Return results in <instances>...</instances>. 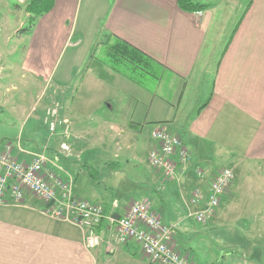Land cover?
Masks as SVG:
<instances>
[{
  "label": "crops",
  "instance_id": "0c3cea01",
  "mask_svg": "<svg viewBox=\"0 0 264 264\" xmlns=\"http://www.w3.org/2000/svg\"><path fill=\"white\" fill-rule=\"evenodd\" d=\"M197 1L208 8L188 13L179 8L177 0H56L54 8L29 32L31 43L26 47L25 58L16 64L24 75L18 80L10 76L8 81L11 64L0 57V95L6 82H10L7 93L17 90V82L27 83L30 88V79L24 82L25 74L36 84L46 83L48 89L40 88L37 95L33 94L30 111L23 105L12 106L17 112L14 123L23 126L39 110L37 120L47 130L46 107L55 99L61 100L62 115L70 120L74 132L69 142L71 151L67 152L70 154L75 143L82 145L90 133L78 127L74 115L65 109V95L82 64L87 62L98 40L101 43L104 38L110 43L118 38L138 49L169 77L170 97L161 99L150 90H137L136 104L126 122L110 123L108 141L115 143L118 152L133 151L136 161L149 167L150 153L159 150L150 139L151 133L161 127L172 130L174 135L182 136L191 154L189 171L197 170L194 175L198 180L195 185L187 183L182 191V185L165 181L162 173L150 166L154 172L147 174L145 181L139 176L136 184L151 188L149 194L156 210L147 201L140 202L147 203L165 225L175 227L173 243L195 264H264L256 260L264 253L257 237H214L199 231L224 225L229 220L228 212L238 209L235 180L231 193L223 197L215 218L208 224H198L189 216L203 209L201 203H191L193 193L200 189L206 198L220 169L233 165L241 169L243 179L245 175L255 176L259 167L264 171V0ZM225 23H233L235 29L212 68L214 59L208 52L207 39L211 32H223ZM69 51V58L62 63ZM211 68L212 87L206 92L199 87ZM87 69L83 82L102 80L94 69ZM0 100L9 103L1 96ZM105 102L103 105L110 113L115 111L110 95ZM129 106L131 110L132 105ZM104 122L107 121H102L97 133H93L94 142L106 135ZM52 139H48L49 149ZM56 142L61 145L63 140L59 137ZM24 150L28 155L18 156L29 161L35 152ZM183 173L186 175L188 169ZM258 176L262 180L264 175ZM162 180L168 183L163 184L165 187ZM262 187L260 181H253L248 184L247 193L251 196L253 190ZM114 203L102 206L110 213ZM129 204H117L113 217L123 216ZM248 205L251 207L247 209H259L264 219V191L257 197L256 207ZM97 235L101 246L87 248L84 229L54 218L47 205L33 196L19 204L0 205V264H156L135 241L118 245L117 253L109 252L108 242L113 245L117 233L106 220L97 229Z\"/></svg>",
  "mask_w": 264,
  "mask_h": 264
},
{
  "label": "rangeland",
  "instance_id": "374dc122",
  "mask_svg": "<svg viewBox=\"0 0 264 264\" xmlns=\"http://www.w3.org/2000/svg\"><path fill=\"white\" fill-rule=\"evenodd\" d=\"M29 1L0 0V57H4L11 64L12 74H9L8 81L10 76L18 80L19 76L24 75V72L17 70L16 64L17 62L19 64L25 58L26 47L31 43V37H29L31 33L22 32V29L28 26L25 6ZM221 29L223 32H211L207 39L208 52L214 59L211 64L212 68L216 66L235 28L233 23L230 26L229 23H225ZM107 41L106 38L101 43L98 40L89 59L82 64L79 75H76L75 79L73 78L72 90L69 89L65 95L66 113L69 115L73 114L78 127L90 132L82 145L75 143L70 154L62 152L58 155L57 151L60 150V143L58 142L57 144L56 138H53L49 149L48 139L50 138V133L37 120V117L41 115L39 110L33 114L30 122H26L23 126L22 124L14 123L13 117L17 118V112L12 109V106L23 105L30 111L33 94L37 95L40 88H49L42 81L36 84L27 74L24 76V82L30 79V88H28L27 83L17 82V90L7 93L6 87L10 82H6L4 83L5 87L1 90L2 94L0 96L4 100L8 99L9 103L0 100V107L1 105L5 106L3 109L0 108V135L4 134V136H0V145L20 140L19 142L23 149L35 153H45L60 170H66L74 177L72 193L74 192L75 196H73L82 202H87L93 206H102L115 201L121 206L133 201L145 200L156 210L155 201L149 194L151 193V188L136 184L137 180L140 179L139 176L145 181L148 177L147 174L153 171L152 168L145 163L136 161L133 151L118 152L115 143L108 141L111 135L109 126L111 125L110 123L126 122L125 119L132 112L136 101L134 95L139 89L150 90L161 99L170 97L169 77L164 75L156 66L148 67V72L139 69L131 71L127 64L120 67L118 62L109 55L113 42L109 44ZM83 50L84 48L80 49L82 54ZM70 54L71 51L65 55L62 63L69 58ZM88 66L94 70L96 67L100 69L104 74L105 79H102L104 81L96 79L95 81L85 80L83 82V78L88 72ZM212 68L203 76L204 81L199 87V89L206 92H209L212 87ZM108 95H110V99L116 107L115 111L111 113L103 105V103H106ZM129 105H132L131 110H129ZM143 105L144 101L141 100L140 109H143ZM145 105L148 106V104ZM102 121H107L103 124L106 135L94 142L95 138L92 135L97 133L96 131ZM98 135L100 137V132H98ZM112 136L114 137L115 134L112 133ZM189 165L190 163L188 162V173L186 175L183 173V177L181 176L180 178L179 184L182 185V191L183 186L187 185V183L192 182L191 184L195 185L198 182V180L195 181L196 177L194 175L195 173L197 174V170L189 171ZM227 168L235 171V183L238 188V191L236 189L235 197L238 209L228 212L229 220L224 225L219 226V224H216L209 228L203 227L199 231L203 232L205 236L208 235L206 232H209L214 237L244 235L251 240L255 236L259 239V243L264 246V237L262 239L259 237L264 235V219L260 216L261 212L256 208L247 209V207H251L248 205L249 203L256 207L257 197L261 196L264 191V189L262 190L264 187L259 188V191L255 189L249 196L247 186L248 184H253V181H260L261 184H264V176L262 180L258 176L264 175V171L262 172L261 167H259L255 176L251 175L247 178L245 175V179H243L241 169L237 170L233 165ZM55 170L59 175L65 176L60 170ZM146 170H148L147 173H145ZM163 184L166 186L168 183H164L162 180V186ZM193 187H189L188 190ZM252 260H254V257ZM256 260L264 261V253L262 256L257 257Z\"/></svg>",
  "mask_w": 264,
  "mask_h": 264
},
{
  "label": "built area",
  "instance_id": "2783aa9c",
  "mask_svg": "<svg viewBox=\"0 0 264 264\" xmlns=\"http://www.w3.org/2000/svg\"><path fill=\"white\" fill-rule=\"evenodd\" d=\"M63 104L53 100L46 107L44 125L51 138H61V152H70L72 126L67 117L62 115ZM60 131V132H59ZM150 139L155 141L159 150L149 155V164L160 171L169 183H180V175L187 170L191 154L181 135H174L164 127L154 130ZM20 141V140H19ZM7 142L0 145V205L19 204L33 196L47 205V211L54 218L73 223L86 231V246L96 249L101 246L97 229L103 221L116 228V242H108L109 252L117 253L118 245L138 243L142 252L156 264H195L173 243L175 227L165 225L160 216L150 209L147 203L133 201L125 214L118 220L112 212L117 209L112 204L111 212L104 206H93L76 199L72 193L74 178L48 158L45 153H35L31 159L21 160L19 154L28 155L20 142ZM186 166V167H185ZM58 169L65 176H61ZM235 180V173L230 168L220 169L210 184L205 198L200 189L193 193L191 203L200 204L203 209L189 216L201 225L213 220L220 208L224 196L230 193ZM110 241V240H109Z\"/></svg>",
  "mask_w": 264,
  "mask_h": 264
},
{
  "label": "trees",
  "instance_id": "16d2710c",
  "mask_svg": "<svg viewBox=\"0 0 264 264\" xmlns=\"http://www.w3.org/2000/svg\"><path fill=\"white\" fill-rule=\"evenodd\" d=\"M55 1L56 0H30L25 6L28 26L23 28L22 32H31L39 20L54 8ZM177 4L181 10L188 13L202 12L208 8V5H202L197 0H177ZM107 42L111 44L109 41ZM109 55L118 62L120 67L127 64L131 71L139 69L148 72V67L154 66L151 64L153 62H151L149 57L118 38H115L113 44H111ZM149 61L151 63H149ZM95 71L99 78L105 79L100 69L96 67Z\"/></svg>",
  "mask_w": 264,
  "mask_h": 264
},
{
  "label": "water",
  "instance_id": "95a60500",
  "mask_svg": "<svg viewBox=\"0 0 264 264\" xmlns=\"http://www.w3.org/2000/svg\"><path fill=\"white\" fill-rule=\"evenodd\" d=\"M115 217H116V220H118V219H119V216H115ZM115 217H114V218H115Z\"/></svg>",
  "mask_w": 264,
  "mask_h": 264
}]
</instances>
